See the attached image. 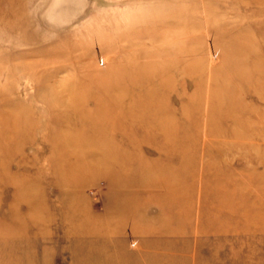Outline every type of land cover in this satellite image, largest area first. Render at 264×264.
Listing matches in <instances>:
<instances>
[{
  "label": "rangeland",
  "instance_id": "rangeland-1",
  "mask_svg": "<svg viewBox=\"0 0 264 264\" xmlns=\"http://www.w3.org/2000/svg\"><path fill=\"white\" fill-rule=\"evenodd\" d=\"M11 5L0 264H264V0Z\"/></svg>",
  "mask_w": 264,
  "mask_h": 264
},
{
  "label": "bare ground",
  "instance_id": "bare-ground-1",
  "mask_svg": "<svg viewBox=\"0 0 264 264\" xmlns=\"http://www.w3.org/2000/svg\"><path fill=\"white\" fill-rule=\"evenodd\" d=\"M20 0H11V3H12V5H11V12H12V16L14 17L15 16V19H18V17H20L21 16V14L19 13V11H17L18 10V8L19 7H24L25 6V1L26 0H24V4H22V3H20V4H16V3H18ZM17 9V10H16ZM57 13V12H56ZM18 14H20L19 16H18ZM63 14V13H62ZM50 16V15H49ZM57 16V15H56ZM27 17V16H26ZM47 18H49V17H47ZM12 20H13V18H12ZM13 22V21H12ZM261 36H263V35H261ZM262 38H264V36L262 37ZM256 43H257V41L255 40V43H252L251 44V47H254L255 45H256ZM10 123H11V121L8 123V125H7V128L8 129H10L12 132H17L18 131V129L17 128H15L14 126H10ZM7 128H6V126H5V124L3 125V124H0V136H4L5 135V133H6V130H7Z\"/></svg>",
  "mask_w": 264,
  "mask_h": 264
}]
</instances>
